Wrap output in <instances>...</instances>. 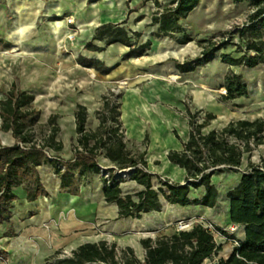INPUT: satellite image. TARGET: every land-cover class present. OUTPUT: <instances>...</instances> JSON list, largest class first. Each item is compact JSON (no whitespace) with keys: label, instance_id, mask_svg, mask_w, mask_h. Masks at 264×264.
I'll return each mask as SVG.
<instances>
[{"label":"trees","instance_id":"1","mask_svg":"<svg viewBox=\"0 0 264 264\" xmlns=\"http://www.w3.org/2000/svg\"><path fill=\"white\" fill-rule=\"evenodd\" d=\"M149 1V0H146ZM233 3L248 2L250 12L241 26L228 34H235L238 43L235 52L221 53L223 63L253 68L264 63V0H231ZM201 0H171L162 7L154 0L155 10L151 16V26H157L153 35L157 38L169 37L179 44H186L192 38L183 31L181 21L200 4ZM126 21L107 22L98 26L93 40L104 41L103 47L85 45L92 51H103L106 46L120 43L130 48L124 59L145 55L151 48L148 40L139 44L140 32L128 31ZM178 34H182L178 38ZM199 56L180 63L175 61L180 72L194 71L211 62L217 53L228 43L220 44L212 40L201 39ZM78 63L94 66L102 74L110 73L114 67H106L99 60L78 57ZM226 94L224 101L247 96L248 88L242 74L229 72L223 84ZM113 93L102 97V107L96 112L98 126L94 130L86 128L87 108L78 104L75 111L77 141L73 146V156L65 160L60 156L63 143L57 138L60 127L58 115L52 114L47 123L48 132L43 140L34 141L32 129L38 125L40 110L33 105L34 95L19 88L14 81L6 98L0 100V130L11 132L15 139L13 145H0V223L10 222L13 202L18 199L13 189L22 186L27 192V201L33 202L40 196L49 197L44 188L37 167L46 162L53 164L55 173L60 177L61 189L77 193L74 170L81 175L87 172L101 174L103 194L106 202L115 203L118 218H138L150 211L161 209L160 195L171 204L202 205L213 208L218 201V189L212 183L215 172L236 171L241 165L244 154H252L264 144V119H236L229 121L220 129H213L207 134L202 129L216 118L211 112L192 109L185 104L183 115L189 123V137L182 142L181 150H170L167 157L170 162L185 169V184L174 183L167 178L156 176L158 188H154V177L148 171L146 160L148 135L135 150L129 146L122 125L121 103L115 101ZM177 138L179 135L175 132ZM142 148V149H141ZM46 151H51L60 158L51 159ZM100 158L110 162L105 176ZM64 167V168H63ZM128 171L126 178L117 175V171ZM126 180L136 181L145 187L134 194H123L120 185ZM204 188V194L191 199V188ZM230 200V219L235 225L244 226V239L230 236L219 226L212 224L213 230L205 224L196 223L187 229H180L172 235H161L155 239L146 237L140 240L144 249L143 259L139 258L131 246L121 247L115 242L100 240L86 242L71 252L70 256H60L61 250L46 258L47 264H202L206 259H213L222 250L214 237V232L237 241L232 253L227 258L215 260L213 264H264V164L249 162L240 182L227 193ZM6 237L16 236L13 230Z\"/></svg>","mask_w":264,"mask_h":264},{"label":"rangeland","instance_id":"2","mask_svg":"<svg viewBox=\"0 0 264 264\" xmlns=\"http://www.w3.org/2000/svg\"><path fill=\"white\" fill-rule=\"evenodd\" d=\"M158 1L162 7H165L168 6L171 0ZM112 2L114 9H119L121 14V17L113 23L126 21L125 26L127 28L139 30L142 34L140 41L146 35L149 36L148 39L152 40V45L157 43L155 39L161 40V38H156L153 35V26L150 25L152 13L156 8L154 0H112ZM96 7L104 8V0H0V100L6 98L10 82L15 81L18 86L22 84L24 72H30V67L28 68L30 65H25V62L27 59L38 55L40 56L39 60L42 63L43 72L40 77L41 89L38 92L41 96L38 97L37 103L33 104L34 107L39 109L42 114L45 107L48 106L51 111L50 114H61L60 112H62L64 116H67L71 113V110H75L76 104H83L90 113L88 127L94 126L98 122L96 112L102 107L103 95L109 93L115 94L117 97L114 100L120 103L123 99H128V95L134 94L135 96H130V100L136 104L143 101L148 105H162L179 115L183 114L185 104H188L193 110L197 109L193 104L190 88L197 87L205 90L223 104L230 102L229 100H223L226 89L223 88L219 77L223 73L224 67L218 61L195 69L198 76L206 78L207 83L205 84H201L202 81H195V79L184 81L181 77L182 72L175 70L177 69L175 61L183 63L199 56L202 47L198 44V40L201 39L212 40V42L219 44L223 41L228 43L225 48L217 53V57L221 53H232L233 56H240V53L235 52L236 47L234 45L239 42L238 37L235 34L228 33L246 22L250 12L248 2L233 3L231 0H201L199 6L186 19L181 21L183 31L192 38L190 43L196 49L197 54L194 57L189 54L184 56L183 59H176L171 55L162 61L155 60L154 63L153 60L147 61L144 58L150 54L151 47L143 57L113 66L114 69L111 74L106 76L96 70L94 66L86 67L79 64L77 58V64L74 62V68L78 65L85 68L88 76V80L83 81L77 73L70 77L71 72H73L70 63L71 53L75 55V52L79 51V49H76L79 46L78 40L81 37L77 25L78 21L87 22L92 17L93 10ZM56 22L59 23L56 30H58L62 41L60 47L53 32V25ZM69 33L71 35H68ZM177 36L181 38L182 34ZM166 40H170L175 45H182L171 38ZM16 45L21 48L24 54L22 52L21 54H15L9 50L11 46ZM165 47L164 44L157 43L153 48L154 52H152L160 51L162 53ZM79 56L83 55L79 54ZM90 69L95 71L96 75L94 77L90 76ZM239 70L240 72H246L245 67H239ZM174 72L178 73L180 78L176 82H169L167 77ZM229 72L235 73L232 70ZM250 74L255 78L252 85L259 87L260 96L252 93L247 94L246 99L243 101L246 106L233 104V116L241 115L242 110H248L252 115L264 108V65L252 70ZM213 75H217V80H211ZM198 76L197 79H199ZM258 77L262 80V84H256L258 83L256 81ZM126 78H130L133 84L120 87V82ZM166 83L170 84L176 92L184 88L183 94L176 98L175 103L171 101L173 99V96H171L173 89L166 87ZM164 89L165 91H162ZM42 114V121L40 117V123L32 129L34 141L37 143L41 142L48 132L45 125L47 121H45ZM7 136L8 134L0 130V145H7L12 142ZM132 148L135 150L137 148L136 144H133ZM257 149L256 163L264 164V146ZM60 156L62 157L61 154ZM101 166L106 167L102 164ZM239 175L238 169L234 172L226 171L217 174L214 183L220 189L227 191L235 185ZM218 210L219 217L217 219H207L208 221L184 219L169 227L179 229L180 225H184L186 226L184 229H187L196 223L203 222V224L211 225L212 230V224H214L226 230L230 236L238 238L237 227L229 225L223 202H221ZM33 213L34 211L26 209L23 216L27 217L28 214L31 216ZM42 227L47 233L44 243L37 238L23 242L21 234V250L14 251V253L4 251L6 249H2L0 243V264H47L46 258L59 249L61 250L60 256H70L73 249L81 243L80 239L82 238L84 239L83 242L109 239L105 224L101 225L98 218L93 216L84 228L67 233H57L56 241L50 224H44ZM158 234L149 230L145 231L143 235L156 237ZM214 237L216 242L222 245V252L219 256L227 255V252L224 251L226 248L232 249L233 239L227 238L218 232H214ZM10 238L13 240H10L9 244L12 241H19L15 236ZM218 258L214 257L206 263L212 264Z\"/></svg>","mask_w":264,"mask_h":264},{"label":"crops","instance_id":"3","mask_svg":"<svg viewBox=\"0 0 264 264\" xmlns=\"http://www.w3.org/2000/svg\"><path fill=\"white\" fill-rule=\"evenodd\" d=\"M199 6V5H198ZM197 6V7H198ZM108 22H115V21H108ZM106 23V22H105ZM101 23L100 25H102ZM99 25V26H100ZM98 27V26H97ZM91 30L90 37L85 40H78V52H75V55L71 53V76L73 77L74 73L81 76L83 81L88 80V76L86 74V69L79 66L74 68V62L76 63L79 54L83 55L84 57L92 60H99L102 62L106 67H113L115 65H119L120 63L127 62V61H134L140 57H134L130 59H124V55L130 50L129 47L120 44L114 43L106 48L103 51H92L85 48V45L93 40V35L96 28ZM126 27V26H125ZM127 28V27H126ZM128 31L132 32H139L136 29L131 30L127 28ZM153 33L156 32L157 26H153ZM142 37V35H141ZM149 36L146 35L141 41L139 40V44H143L151 39H148ZM157 38V37H156ZM169 37H163L161 40L155 39L157 43H166L169 42ZM93 44L103 47L105 45L104 41L100 40H93ZM156 43V44H157ZM153 43L151 44V51L150 54L145 56V60H152V57L155 53L154 46L156 45ZM186 44L192 46L190 41ZM182 44V45H186ZM177 46H180L177 44ZM193 47V46H192ZM202 50V49H200ZM153 51V52H152ZM52 53V52H51ZM191 55V57H194ZM55 56H57L55 54ZM38 55L33 56L25 62L29 64L28 68L30 67V72H24L22 76V84L19 86L20 89L27 91L30 94L34 95L33 104H36L38 101V97L41 96L38 93L41 89L40 77L42 70V63L39 60ZM169 57V56H168ZM176 58V57H175ZM176 58V59H183ZM164 59L156 60L162 61ZM155 60H153L154 62ZM218 61L224 68L223 73L219 77V81L222 83V86L225 81L226 75L229 71H235V73L242 74L244 80L246 81L247 88H248V95L251 93L256 96H260L259 87L256 85H252L255 78L250 74L252 70L263 66L264 63H261L253 68H246V72H240L239 67L243 66H235L229 65L227 63H223L221 61L220 55L213 59V61L207 63L206 65L211 64L212 62ZM155 63V62H154ZM77 64V63H76ZM205 66V65H204ZM27 68V69H28ZM199 68V67H198ZM177 72H180L178 69H175ZM103 74V75H110ZM152 74V72H151ZM153 75V74H152ZM194 75L196 71H188L181 73V77H183L184 81L194 80L195 81H202L201 84H205L206 78L202 76H198L197 79ZM217 75L211 76V80H217ZM197 79V80H196ZM250 80V82H249ZM258 83L262 84V80L259 77L256 79ZM14 81L9 83L8 91L11 88V85ZM17 84V83H16ZM18 85V84H17ZM224 88V87H223ZM135 91V90H134ZM51 93V92H50ZM132 93V92H131ZM190 93L193 97V104L195 108L211 112L216 115V118L210 122V124L202 129L204 134H207L213 129H220L224 127L229 121L236 120V119H249L254 120L256 118H263L264 119V108L259 110L257 113L250 115L248 110H242L241 115L233 116L234 111L232 105H245L246 103L243 102L247 96H241L232 100H229V103H222L219 102L212 94H209L205 90H201L196 88H190ZM225 95V94H224ZM223 95V96H224ZM130 96H135L134 94L128 95V99L121 101V122L125 129V137L129 140V146L132 148L133 144H141L142 141L145 139L146 135H148L149 142L147 146V155L146 160L148 164V171L154 175L152 179V183L154 188H158V180L156 176H160L162 178H167L174 183L185 184L186 178V171L183 168H180L178 165L169 161L167 157V153L170 150H181L182 149V142H185L189 137V123L187 117L183 114H178L176 112L171 111L165 106H161V112H158L153 108L154 105H148L147 103L141 101L140 104L134 103V101L130 100ZM127 97V96H126ZM80 104V103H79ZM83 105V104H82ZM147 106V111L145 110L144 106ZM77 106V104H76ZM246 106V105H245ZM75 110H71V113L64 116L62 112L61 114L54 113L58 115L57 124L60 127V131L58 133L57 138L62 141L63 143V150L60 152L62 157L65 160L70 159L73 156V146L77 141V131H76V121H75ZM50 108L48 106L45 107L43 110V114L40 113L41 121L42 116L46 122L45 125L48 123L49 117L52 115L50 114ZM88 119L86 128L88 130H94L98 126V122L95 123L94 126L88 127V121L90 119V113L88 112ZM232 115V116H231ZM40 117L38 123H40ZM1 120V119H0ZM172 121H175L176 124H173ZM184 127V132H180V127ZM179 135L180 139L176 137L175 131ZM8 134L7 138L10 139V144H15V139L12 136L11 132H5ZM169 135L172 136V145L168 147L161 148L167 140H169ZM264 144L259 145L258 147H263ZM257 147V148H258ZM255 149L252 154H244L241 160V165L238 168L240 172L239 177L236 180L235 185L231 188L233 189L238 183L245 172L249 162H252L255 165H262L257 164L255 157L256 153H258V149ZM100 164L103 166L109 167L110 162L105 158H100ZM226 171L232 170H223L221 172H215L212 176V183L218 189V201L217 204L213 207H205L202 205H186L181 206L178 204H171L167 202L161 195V209L159 211H150L148 213L143 214V216L138 218H118V209L115 203H108L105 200L103 194V181L101 174H97L95 172H87L83 175L79 173L78 170H74L75 176V184L77 193L73 194L70 192H65L61 189L60 186V177L58 174L55 173V169L53 164L50 162H46L41 166L37 167V172L40 176L41 182L44 188L50 193L49 197L40 196L37 200L33 202L27 201V192L25 188L22 186L16 187L13 189L14 193L18 196V199L13 202V206L11 208L12 216L10 222L0 223V243L2 244V249H6L4 251H14L21 250V234L23 242H28L30 240H35L36 238L39 239L41 242L44 243V239L47 236L46 230L42 227L44 224H50L52 227V231L54 234V239L56 241V234L59 232L67 233L72 230H77L79 228H84L87 225L89 219L93 217H97L98 221L101 222V225L105 224V229L109 233V239L104 238L103 240H107L109 242H115L117 245L121 247L131 246L134 248L137 255L143 254L144 257V249L140 243L142 238H146L144 236L145 231H154L159 233L157 236L161 235H172L178 232L180 229L169 227L170 225L177 224V222L188 219V220H199L208 221L207 219L211 220L213 218L217 219L219 217V208L221 202L225 204V213L227 215V219L230 226H236L238 230V239L243 240L245 231L244 226L242 225H235L231 222L230 219V200L227 197V193L231 190L228 189L224 191L220 189L217 184L214 183V178L217 174H222ZM234 172V171H233ZM123 194H134L136 192L142 191L145 189L143 185L138 184L136 181L133 180H126L120 185ZM204 194V188L200 187L198 189L191 188L189 197L191 199L199 198ZM23 209V210H21ZM26 209H30V211H34L33 215H27L24 217V211ZM203 224V222H200ZM212 224V223H211ZM169 227V228H168ZM10 228L15 232L17 240L19 241H12L9 244L11 239L10 237H6L5 235L10 231ZM124 232V233H123ZM37 236V237H36ZM156 236V237H157ZM150 238L155 239L156 237L148 236ZM102 240V239H101ZM86 243L81 242L79 243L74 249H76L79 245ZM73 249V250H74ZM234 245L232 249L227 252L225 256H219L222 250L216 256L218 259L220 258H227L233 251ZM139 257V256H138ZM215 257V258H216ZM140 258V257H139ZM216 259V260H218ZM210 259H206L203 263H206ZM213 264V263H212Z\"/></svg>","mask_w":264,"mask_h":264},{"label":"bare ground","instance_id":"4","mask_svg":"<svg viewBox=\"0 0 264 264\" xmlns=\"http://www.w3.org/2000/svg\"><path fill=\"white\" fill-rule=\"evenodd\" d=\"M112 4H113L112 0H104V6L105 7L104 8L103 7H96L93 10L92 17H90V19L87 22L78 21V23H77L78 29L81 32V39L80 40L88 39L90 37L91 30L93 28L99 26L101 23H105L108 21H116L117 19H119L121 17L120 10L114 9ZM58 25H59L58 22L54 23L53 32L55 34L54 37H56L58 40V46L60 47V44L62 41H61V36L58 34V30H56V27ZM68 35H71V33H69ZM164 45L166 46L164 49V52H162V53H160V51L156 52L153 55L152 60L165 59L171 55L173 57H176V58H182L183 56H186L189 54L194 55L196 53V49H194L189 44L177 46L174 43H172L171 41H169V42L164 43ZM9 50L15 54H21V52H22L21 48L18 45L11 46ZM22 53L24 54V52H22ZM89 72H90V76H92V77H94L96 75L95 71L92 69H90ZM145 76H147V75H145ZM179 78H180V75L178 73L174 72L167 77V80L169 82H176ZM132 84H133V82L130 80V78H126L120 82V87H126V86H130ZM165 85H166V87L173 89V87H171L170 84L166 83ZM162 91H165V89ZM183 92H184V88H181L180 91H178V92L174 91V89H173V93L171 94V96H173L172 97L173 99H171L172 103H175L176 98L181 96L183 94ZM144 107H145V110L147 111V106L145 105ZM153 108L155 110H157L158 112H160V114H162V112L160 111L161 110L160 105H154ZM172 122H173V124H176L175 121H172ZM182 127H183V125H182ZM180 132L181 133L184 132V127L183 128L180 127ZM172 140H173L172 136L169 135V140H167L163 145H161V148L171 146L173 144ZM83 240H84L83 238L80 239L81 242ZM229 250L230 249L226 248V250L224 252H229ZM138 256L143 259V254H139ZM202 264H208V263H202Z\"/></svg>","mask_w":264,"mask_h":264},{"label":"built area","instance_id":"5","mask_svg":"<svg viewBox=\"0 0 264 264\" xmlns=\"http://www.w3.org/2000/svg\"><path fill=\"white\" fill-rule=\"evenodd\" d=\"M46 153H47V155L51 158V159H58V160H60V158L59 157H57L56 155L57 154H55V153H53V152H51V151H46ZM111 166H109V167H102V169H103V173H105V176L106 177H108V173L107 172H105V170L107 169V168H110ZM64 168V167H63ZM127 171H129V170H125V171H117V175L118 176H122L123 178H126L127 177V175H128V172ZM122 172H126L125 174L124 173H122ZM206 225V224H205ZM207 227H209L210 229H211V225H206ZM186 226H182V225H180L179 226V229H184ZM234 244H237V241H234ZM0 248H1V244H0Z\"/></svg>","mask_w":264,"mask_h":264},{"label":"water","instance_id":"6","mask_svg":"<svg viewBox=\"0 0 264 264\" xmlns=\"http://www.w3.org/2000/svg\"><path fill=\"white\" fill-rule=\"evenodd\" d=\"M127 172H128V171H127ZM122 173H124V174H125L126 172H122Z\"/></svg>","mask_w":264,"mask_h":264}]
</instances>
